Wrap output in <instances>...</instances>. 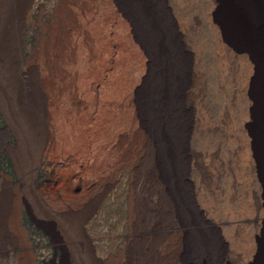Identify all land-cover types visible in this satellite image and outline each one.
<instances>
[{
  "label": "bare ground",
  "instance_id": "6f19581e",
  "mask_svg": "<svg viewBox=\"0 0 264 264\" xmlns=\"http://www.w3.org/2000/svg\"><path fill=\"white\" fill-rule=\"evenodd\" d=\"M28 10L29 0L0 5V77L12 86L0 91V148L18 178L0 171V259L17 248L16 264H35L20 216L29 195L101 264L82 225L130 169L124 264H264V221L255 233L245 225L258 197L246 200L239 178L250 164L264 181V0H59L49 39L25 61ZM34 93L51 106L45 138L44 114L27 106ZM42 159L68 178L84 164L86 179L36 189L30 164Z\"/></svg>",
  "mask_w": 264,
  "mask_h": 264
},
{
  "label": "rangeland",
  "instance_id": "374dc122",
  "mask_svg": "<svg viewBox=\"0 0 264 264\" xmlns=\"http://www.w3.org/2000/svg\"><path fill=\"white\" fill-rule=\"evenodd\" d=\"M22 2L23 0H0V5L8 6L14 4L19 6ZM103 3L111 4L112 0H103ZM58 4L59 0H29V10L25 15L20 31L25 61L34 57L36 48L49 39V35L44 30L56 20ZM100 8L101 3L99 2V11ZM41 72H45L44 66ZM7 78V76L0 77V91L5 92L6 96H11L12 86L9 78ZM26 97L27 106L35 115L44 114L45 138L49 135L46 121L51 110L47 96L44 95V99H42L34 93L27 94ZM6 126L5 116L0 108V130H3ZM7 139L9 142H16L12 133L8 134ZM188 149H190L189 146ZM242 156L243 154L241 153V159H243ZM30 165H35L34 185L36 189H43L46 183L54 178L57 179L55 187L61 186L66 180L74 185L86 179L85 172L82 170L84 164H79L80 173L77 177L71 176L69 178L62 175L63 164L56 160L48 161L42 159L39 164ZM188 167L189 174L192 175L191 164ZM244 168H247V170L245 169L244 175L240 173L239 178H242L245 184V196L247 195L245 199L253 201L255 197H258L260 205L256 210H248L245 223L246 229L250 233H255L259 227V217H262L260 219L262 222L264 221V193L263 191L261 193L257 191V185L258 187L260 185L262 187L260 188L263 189L264 181L262 178L256 181L254 174L250 171V164H242L240 172ZM0 171L10 176L13 183L18 182L13 159L5 148H0ZM110 179L112 180L111 187L102 192L100 200L82 225V229L101 264H124L133 230L131 223V201L132 197H134L131 182L132 171L123 169ZM20 193L23 192L21 191ZM42 198L44 199V193H42ZM11 200H14L12 192ZM20 216L21 225L26 233V239L33 253L35 264H89L84 250L75 244L74 234L66 226L62 231L58 229L56 226L57 216L50 214L44 204L38 205L29 195H26L24 202L20 205ZM8 229L10 228L8 227ZM68 243L71 244L70 247ZM20 257L19 249L9 248L7 256L0 259V264H16V259Z\"/></svg>",
  "mask_w": 264,
  "mask_h": 264
}]
</instances>
